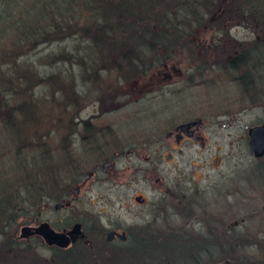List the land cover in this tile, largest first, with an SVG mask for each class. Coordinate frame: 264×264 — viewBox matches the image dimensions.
<instances>
[{"label": "rangeland", "instance_id": "rangeland-1", "mask_svg": "<svg viewBox=\"0 0 264 264\" xmlns=\"http://www.w3.org/2000/svg\"><path fill=\"white\" fill-rule=\"evenodd\" d=\"M212 1L215 3L214 6ZM83 2L85 0H78L75 3L77 9L73 7L74 5L69 8V12L74 13L76 18L79 16V25L85 24L84 21L87 22L86 18L89 16L87 12H82ZM232 3V0L207 2L210 9L212 7L215 9L210 15L204 11L207 14L206 23L200 27L193 24L189 35L191 38L188 39L191 42L189 45L177 48L171 59L162 65L153 66L146 71H123L124 75H129L127 77L140 72L127 80L118 81L116 75L108 73L109 77L102 79L96 85L88 81L84 77L85 72L77 66L41 62L42 59L47 60L48 54L57 52L60 48L68 46L67 49L73 50L77 46H88V42L80 39L76 33L72 34L75 30L66 35L69 37L62 41L59 38L63 36L59 38L52 36L51 42L34 44L29 55L32 63L27 64L22 59L14 63L19 68L45 69L48 74L56 73L58 76L71 77L76 91L74 93L79 94L87 103V105L84 103L85 107L83 106L77 113L79 118L92 117L95 125L113 130L114 139L107 144V147L99 150L81 149L79 146L72 149L73 146L67 142L71 125H60L62 128L59 133L52 131L55 125V109L54 111L45 109L43 114L46 115L45 117L48 116L49 120H40L42 127L47 125L50 130L48 129V132L47 129L42 130L43 150L38 152L35 150L36 146L28 148L25 144L18 143L17 130L4 124L6 122L2 120L4 123L0 124V191L4 194L10 192L15 196L14 200H18L16 203H19L20 209L4 217L8 220L4 222L5 228L0 230V264H61L52 257V248L47 247L41 239L16 240L19 234L17 227L23 224L31 225L46 221L53 228L62 229L75 221H80L88 240L85 244L92 246L93 250L103 248L106 258H110L114 255L113 252L119 251L127 244L116 241L105 242L106 230L113 227L133 226V230H139L141 234L138 235L136 232V236L154 239L156 232L154 201L159 198L162 201L166 199L167 191H170L174 185L181 190H189L190 211L178 216L173 215L171 211L168 212L169 219L163 218L156 223V227H160L158 232L161 234L167 233L171 236L168 227L176 226V228H185L187 237L191 239L213 237L210 234L216 233L221 221L230 224L239 217H246L245 222L249 223L250 216L249 218L247 216L250 215L252 206L255 205L258 210H262L264 198L257 197L255 202L256 189L246 187L256 185L261 179L262 170L252 168V157L241 135L245 132L243 126L263 113L258 108L250 109L251 111L246 108L241 112L242 115L235 116V111L245 104V101L242 103V96L246 94L237 80L243 69L232 71L228 69L227 62L234 56L240 60L242 58L240 52L244 51L246 46L260 40L264 26L260 23L236 22L238 18L235 11L236 18H223L225 8ZM17 12L20 13V7ZM27 12L33 14L37 12L38 18L50 14L49 7L45 10L39 3L37 8L28 9ZM29 47L21 48L20 55L27 52ZM262 61H264V49L259 48L252 53L247 68L252 69V74L258 82L254 91L256 97L264 102L262 98L264 74H261V69L264 70V66L261 68V65L264 62ZM39 62L46 65H40ZM106 65L109 68L115 66L112 63ZM256 66L259 68L256 69ZM112 70L118 71L116 66ZM33 92L36 107L41 108L40 112L53 100L54 103L57 100V105L59 103L60 92L56 90L39 86ZM161 94L166 96L174 94L180 99H185L186 116L202 118L205 135L208 137L205 148L200 147L199 144L186 142L178 147L174 152L173 161L168 163L163 157L169 151L164 147L165 142H158L154 145V149L143 146V143L154 140V134H159L165 126L157 122L156 125L154 124V118H158L159 114L150 113L154 112L153 108L148 112L144 110V106H148L150 101L154 104V97L160 99L157 95ZM171 109L176 110V108ZM61 110L63 111V104ZM39 111L36 114H39ZM69 114L71 113L67 115ZM160 137L163 138V134ZM29 140L32 141V137H29ZM132 148L138 149L139 152L135 158L121 156L106 172L100 167L95 169L101 151L106 157L117 151H122L124 155ZM218 148L220 151L217 154ZM150 149H153L154 154ZM85 154L89 156V160L85 159ZM217 155L222 158V163L218 169H215L211 163ZM147 157L150 161L145 159ZM43 167H45L44 171H42ZM142 170L145 171L144 177ZM89 173H93L92 176H88ZM33 174L35 176H32ZM84 178H87L86 183L80 187L72 205L55 209L54 206L60 200L57 197L58 193L65 191V197L69 199L68 188L82 184ZM145 178L148 179L144 180ZM155 178H159L158 183L154 182ZM233 182H241L244 185L239 188L241 193L237 201L230 193ZM135 194L144 196L146 203L143 206L130 202ZM35 200L39 202L34 205ZM259 216L260 214L258 219L253 217V221L258 222ZM11 218L12 220L9 221ZM191 242L197 244V241ZM157 244L154 242V261L155 259L160 261H155L156 264L166 260L168 254V251L163 253L157 249L160 246ZM208 253L212 255L201 254V259L217 258L213 253ZM243 253L244 256L250 255L249 257L252 258V261H245L246 264H264L254 259V254ZM115 258L118 259L119 256ZM238 259L237 264H243L241 263L243 259L240 257ZM144 263L152 264L148 260Z\"/></svg>", "mask_w": 264, "mask_h": 264}, {"label": "trees", "instance_id": "trees-1", "mask_svg": "<svg viewBox=\"0 0 264 264\" xmlns=\"http://www.w3.org/2000/svg\"><path fill=\"white\" fill-rule=\"evenodd\" d=\"M232 1L233 3L225 8L223 18H236L235 11L238 18L236 22L260 23L264 26V0ZM72 2L73 0H0V124L5 121L4 124L17 130L18 143L25 144L28 148L36 146L35 150L38 152L43 150L42 130L47 129L46 132L50 130L47 125L42 127L40 119L49 120V117H45L43 113L55 109L54 112L57 114L54 113L55 125L52 131L59 133L62 128L60 125L63 123L59 124L58 119L67 118V112L75 103L73 100H79L80 97L77 96L80 95L74 93L76 91L71 77L66 78L60 74L58 76L56 73L48 74L45 69L16 67L14 63L21 59L27 64L31 62L29 55L34 44L51 42L52 36L56 38L63 36L59 38L62 41L69 37L66 35L75 30L72 34L76 33L80 39L88 42V46H77L73 50L67 49L68 46L60 48L57 52L48 54L47 60L42 59L41 62L77 66L85 72L84 77L96 85L102 79L109 77L108 73L116 75L118 81L127 80L140 72L127 77L129 75H124L123 71H146L153 66L162 65L171 59L177 48L189 45L191 42L188 39L191 38L189 35L193 24L200 27L206 23L207 14L204 11L210 15L215 9L212 6L210 9L207 5L210 0H161V2L160 0H85L81 6L84 7L82 12H87L89 16L86 18L87 22L84 21L85 24L80 26L79 16L76 18L74 13L69 12L71 5L77 9L76 2L73 4ZM38 3L45 10L49 7L50 14L38 18L37 12L34 14L27 12L28 9L37 8ZM212 4L214 6L215 3L212 1ZM19 7L20 13L17 12ZM262 29L263 35L260 40L246 46L244 51L240 52L242 56L240 60L234 56L227 62L228 69L232 71L243 69L237 80L244 93H247L249 85L253 84L255 79L247 64L254 51L259 48L264 49V27ZM28 46L30 47L27 52L20 55L21 48ZM106 63L114 64L118 71H113L115 66L109 68ZM258 68L256 66V69ZM39 86L60 92L59 102L66 104L63 106V111L62 107L61 111L59 110L57 100L55 103L53 100L46 107L44 106L41 112L39 111L41 108L36 107L33 98V91ZM38 111L40 113L36 114ZM29 137H32V141ZM14 198L15 196L10 192L4 194L0 191V230L5 228L4 222L8 220L4 217L20 209L19 203H16L18 200ZM33 202L35 205L39 201ZM3 234H5L4 230ZM170 237L172 238V234L170 236L167 233L157 232L154 234V239L144 236L131 239L124 248L113 252L114 255L110 258L104 257L103 248L93 250L89 244L76 242L66 249L53 248L52 257L61 264H145V260L156 264L155 261L160 260L154 261L155 242L160 245L157 249L161 252L168 251L166 260H161L162 262L158 264L216 262L208 260L209 258L201 259V254L203 256L209 254L208 246L193 244L191 241V243L189 241L174 243ZM117 256L118 259L115 258Z\"/></svg>", "mask_w": 264, "mask_h": 264}, {"label": "flooded vegetation", "instance_id": "flooded-vegetation-1", "mask_svg": "<svg viewBox=\"0 0 264 264\" xmlns=\"http://www.w3.org/2000/svg\"><path fill=\"white\" fill-rule=\"evenodd\" d=\"M264 66L261 65V68ZM262 72L261 74H264V70L261 69ZM252 69H251V74H252ZM253 75V74H252ZM256 77L254 79V83L249 85L246 96H242V103L245 101V104L241 105V108L236 110L235 116L241 114L242 111L245 110L246 108L250 109H261L262 113L261 115H257L255 119L251 120L250 123L245 124L243 128L245 129V132L241 135V139L245 140V145L248 148L249 153L251 154V161H252V168L257 170H262V173L260 174V180L256 183L254 186H246V187H253L255 190L254 193H257V195L254 198V201H257V197L260 199L264 198V153L256 156L254 152L252 151V148L249 144L250 136L248 134L249 128L256 127V126H263L264 125V102H261L258 97H256V93L254 92L256 89V85H258V82H256ZM160 97V99H157L158 97H154V104L152 101L148 106H144V110L148 112L150 108L154 109V112H150L152 114H159L158 118H154V124L156 125V122L159 124H163V131L161 130L159 134L155 135L154 134V140L148 141L146 143H143V146H147L148 148L152 147L154 149V145L157 144L158 142H162L165 144V148H168L169 151L166 152L165 155H163L164 159L166 162H171L173 161L174 158V152L178 149L179 146L186 142H190L192 144H199L200 147L205 148L207 143H208V137L205 135L204 131V121L202 118L195 117H187L186 116V101L185 99H180L179 96L177 95H169L166 96L165 94L157 95ZM166 96V97H165ZM76 97V96H74ZM80 99H75L73 100L75 103L72 104V109H70L67 114L70 112L71 114L67 115L66 119H58L59 124H67L71 125V130L68 133V143L72 145V149L77 148L79 146L81 149H92L95 148L96 150L103 149L107 147L112 139H114V131L113 130H108L104 129V127L95 125L93 123V120L90 118H79L77 113H79L80 109L85 105H87L86 101H83V98L81 96ZM165 97V99H164ZM183 97V96H182ZM260 97V96H259ZM184 98V97H183ZM264 100V96L262 97ZM85 103V105H84ZM66 104H63L65 106ZM62 107V104L59 102L58 108ZM171 108H176L175 111H172ZM241 110V111H240ZM248 110V111H249ZM61 111V110H60ZM247 111V112H248ZM251 111V110H250ZM176 112V113H175ZM60 113V112H59ZM100 116V115H99ZM176 116L177 118H175ZM77 125V126H76ZM184 125H188L185 128H181ZM163 134V138L160 137V135ZM164 148V149H165ZM153 149H150V151L154 154ZM166 150V149H165ZM220 148L217 149V154L219 153ZM103 152H100L99 155V161L95 165V169L97 167H100V169L103 172H106L108 168L112 167L115 165V162L122 156V157H130V158H135V155L138 156L139 152L138 149L132 148L126 151L124 155L122 154L123 152H113L109 156H103L105 154H102ZM152 154V156H153ZM83 155V154H82ZM86 155V154H85ZM86 160H89V156L86 155ZM146 160H149V157L145 158ZM150 161V160H149ZM147 161V162H149ZM105 163H110L108 168H103V165ZM222 163V158L217 155L215 160L211 163L212 167L215 169H218L221 166ZM95 171V170H94ZM143 172V177L145 176V171L142 170ZM93 173H89L88 176H92ZM87 178H84L82 180V184H77L75 185L78 186V191L75 192V187L68 188V195H70L69 199L66 196V192H59L57 197L59 196L60 200L59 202L61 203V206L56 207L55 209H60L63 207H70L72 205V201L75 199L77 194L80 191V187L86 183ZM148 178H145L146 180ZM155 183L159 182V178H155L154 180ZM237 183V184H235ZM244 185L241 184V182H233V188L232 192L230 191L233 199L237 201V197L241 193L239 188L243 187ZM185 189V188H184ZM253 189V190H254ZM189 190H181V188L177 187V185H174L171 190L167 191V195L165 196L166 199L163 201L159 198L154 201V231L155 233L158 232V229L160 227H156V223H159L158 220L161 221L163 218H168L169 215L168 212L171 211L173 215H182L186 211H190L189 208V197L188 195ZM136 198H140L139 201L136 200ZM131 203H134L138 206H143L146 203V199L144 198L143 195L141 194H135L130 200ZM127 204V203H125ZM249 208V205H248ZM238 213V212H237ZM187 213H185L186 215ZM258 214L259 216V221L255 222L253 221L254 218L258 219ZM250 216V221L245 222L246 217H239V219L233 221L232 223L228 224L224 221H221L219 223V227L216 230V233L210 234L213 235V237L208 236L203 237V238H196V239H191L190 237L188 238L186 234V229L185 228H176V226H170L168 227L171 231L172 238L171 241L176 243H186L187 241H197L198 245L202 246H208L210 249V252L213 253V256L215 255L217 258L215 259V264H237V260L240 257L243 259L241 263L246 264L245 261H252L251 257L249 256H244L243 252H248L254 254L251 255L253 256L254 259L257 261H262L264 262V207L262 210H258L257 207L252 206L250 215L247 216L249 218ZM254 217V218H253ZM44 223V222H43ZM48 226V228L54 229L58 233L65 232L68 230V228H62V229H55L53 228L50 223L45 222ZM76 223V222H75ZM256 223V224H255ZM39 224V223H38ZM34 226V225H30ZM73 225L69 228H72ZM157 229H156V228ZM19 228V229H18ZM22 225H19L17 227V232L20 231ZM133 226H116L113 227L109 230H106V232L109 231H115L117 233H123L124 234V239H120L117 236H114L110 242H120L122 244L126 243L128 240L131 239H136L140 238L141 236H136V232L138 235H141L137 230H133ZM181 229V231H179ZM135 231V232H134ZM31 238H39L42 240L39 235H33L30 236V238L24 239L22 237H19V234L16 236L17 241H28V239ZM79 240L85 241V239L81 238ZM53 247H58L55 245H52L51 248ZM213 249V250H211ZM260 251V253H259ZM217 254V255H216ZM260 254V255H259ZM212 255V254H209ZM212 257V256H210ZM238 257V258H237ZM215 258V257H214ZM251 264V263H250Z\"/></svg>", "mask_w": 264, "mask_h": 264}, {"label": "water", "instance_id": "water-1", "mask_svg": "<svg viewBox=\"0 0 264 264\" xmlns=\"http://www.w3.org/2000/svg\"><path fill=\"white\" fill-rule=\"evenodd\" d=\"M188 125H184L181 128H185ZM248 134L250 136L249 144L252 148V151L256 156H259L264 153V125L256 126L249 128ZM110 163H105L103 168H107ZM78 191V187L75 188V192ZM136 200H140V198H136ZM61 206L56 205V207ZM80 224H76L71 230L67 232L57 233L54 230L48 228L47 224L42 223L37 227H28L25 226L21 229L22 237H29L33 234L41 235L48 245H58L61 247H66L70 242H74L77 238H82L83 234L80 230ZM114 235L118 236L120 239H124V234H118L114 231H110L107 234V240H112Z\"/></svg>", "mask_w": 264, "mask_h": 264}]
</instances>
